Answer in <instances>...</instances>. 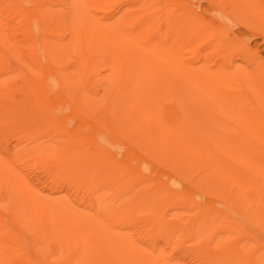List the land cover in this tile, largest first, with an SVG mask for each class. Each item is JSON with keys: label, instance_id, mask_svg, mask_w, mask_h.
<instances>
[{"label": "rangeland", "instance_id": "rangeland-1", "mask_svg": "<svg viewBox=\"0 0 264 264\" xmlns=\"http://www.w3.org/2000/svg\"><path fill=\"white\" fill-rule=\"evenodd\" d=\"M98 2L0 1V39L16 53L0 63V95L10 108L32 99L46 105L49 114L44 128H35L33 121L10 125L6 120L13 122V117L0 122V194H8L6 205L0 200V219L6 225L0 230V264H26L19 256L32 250L39 251L29 255L34 264H244L243 253L198 252L228 234L222 229L226 217H239L241 209V224L257 239L246 247L252 248L255 264H264V0ZM25 20L28 25L34 21L35 29L43 23L47 40L58 43L54 64L45 59L39 67L33 64L31 47L24 42ZM86 20L97 25L120 21V27L104 30L105 40L113 47L134 48L135 70L127 72L122 87L136 107L124 120L100 110L117 84L113 80L108 87L106 64H96L87 90L64 80L82 71L80 48L70 41L73 36L79 41L75 22ZM144 23L153 36L137 39ZM157 36L172 49H152ZM146 59L157 66L149 68ZM150 92L159 99L155 112ZM233 104L242 111L233 110ZM243 119L244 135L239 137L244 146L228 138L229 131L237 137ZM113 132L118 133L116 142ZM68 138L106 144L124 166L140 168L146 182L135 183L132 191H115L109 183H86L50 168L70 151L69 144L61 146L62 152L54 149ZM243 155L244 172L242 164L233 169L231 160H243ZM147 180L159 189L145 202L161 218L187 219L195 209L186 203L196 202L211 211L206 233L216 241L182 238L183 231L170 239L164 237L166 227L154 232L161 236H153L141 229L140 216L116 220L107 214L118 198L138 200ZM172 185L183 202L172 204L167 198ZM76 234L81 241L74 240ZM80 249L90 255L84 259Z\"/></svg>", "mask_w": 264, "mask_h": 264}, {"label": "bare ground", "instance_id": "bare-ground-1", "mask_svg": "<svg viewBox=\"0 0 264 264\" xmlns=\"http://www.w3.org/2000/svg\"><path fill=\"white\" fill-rule=\"evenodd\" d=\"M5 1V0H0ZM10 1H17V0H10ZM35 1V0H34ZM92 5L97 6L98 0H91ZM20 11H23V8L19 9ZM73 18L75 16L73 15ZM78 20V19H77ZM121 20V19H120ZM29 23V21H27ZM25 20L24 23H26L24 26L26 27L25 30H27L26 36L24 38L25 44L30 45L29 54L30 58L34 65L40 66L42 59L48 60L50 65L56 61L55 52H57L59 45L55 41L49 42L50 40H47V37H45L46 34H48V31L45 32L44 30V24L40 23L38 25L39 27L37 29L34 28V21L28 25ZM75 22V21H74ZM76 25L79 27L78 31H75V34L78 38V42L76 41L75 36L73 38L75 40L70 41V46H75V48H80L81 51V57L84 59L82 71L79 74H71L66 75L64 77V80L68 82H72L76 85H79L81 88L89 89V86L93 79L96 77L94 67L96 64L103 62L108 67V73L104 75L105 79L107 80V85L109 88L112 87L113 80H117V84L114 85L113 88H111V92H109L108 96L106 97V101L104 105L100 108V110H103L107 115L110 116V118H118V117H125L128 118V111L130 108H134L136 106L131 105V101H127L126 97H124V91L122 84L124 82H127V78H124L125 75H127V72L131 69L132 74L135 70V62L136 58L134 56L133 47H128L125 45H119V47H113L108 43V41L105 40V29L108 27L114 28V27H120V21H115L112 23H109L107 25H97L93 22H86L84 24H80L79 22H75ZM145 23L141 25V30L138 31V38H149L153 36V34L149 35V32L147 28H145ZM38 31V32H37ZM37 34H40L38 42L35 38ZM45 34V35H44ZM149 35V36H148ZM56 37V36H55ZM54 37V38H55ZM160 36L156 37L157 45H150L152 49L156 51L166 52L169 49H172L171 45H167V42H159ZM37 43L40 46L37 47ZM90 44L93 45L96 51L92 50L89 46ZM64 47V51H65ZM13 54L16 55L15 51L11 48L6 46V43L2 39H0V63H3L7 60H10L13 58ZM46 56V58H45ZM157 61V60H156ZM45 62V61H43ZM139 62V61H138ZM147 66L149 68H155L157 66L154 59H146ZM47 62H45L46 64ZM49 65V64H48ZM151 69V70H153ZM139 75L137 78L136 83L138 84L140 80V67H138ZM98 75V74H97ZM243 75V74H242ZM33 76V75H32ZM37 78V77H36ZM61 78V74H58V81ZM33 79V78H32ZM38 79V78H37ZM36 79V80H37ZM39 80V79H38ZM111 82V83H110ZM94 85V82L92 83ZM96 85V84H95ZM91 87H94L91 85ZM90 87L91 91L94 92V88ZM97 90V89H96ZM95 90V91H96ZM38 91V90H37ZM90 91V90H89ZM39 93V92H35ZM102 94V92L100 93ZM100 94H97V96ZM151 95L152 100L154 101V112L159 110L158 106V97L156 98L153 94V92L149 93ZM35 95V94H34ZM148 95V94H147ZM41 96V95H40ZM98 96V97H99ZM33 98V97H32ZM35 98V96H34ZM42 99H40L38 102H41ZM6 98L2 95H0V122L5 121L6 119H11L13 117V122L10 120H6L10 125H17L18 121H33L35 124V128H44L48 121V111L46 112L45 109H43L45 106L42 105V107L38 106L35 101H32V99L26 101L22 99L19 103H17L15 106L10 108L7 105ZM228 102H230L228 100ZM69 106H74L75 103H69ZM42 108V109H41ZM66 108V106H65ZM238 109L239 112L242 111V108L239 107L237 104H233L232 109ZM45 110V111H44ZM88 110V109H87ZM50 111V109H49ZM125 111V113H124ZM139 113V111L137 110ZM136 117V115H135ZM126 118V120H127ZM129 123L131 120H133L132 116L129 117ZM242 121V122H241ZM229 122V120H228ZM55 123V121H54ZM244 119L240 120L239 124L240 127H238V133L236 134L237 137H235L230 131L231 134L228 138H236L235 143H238L239 145L244 146V141L241 137L244 135ZM56 124V123H55ZM120 134V133H119ZM112 139H115V142L118 140V133L113 132L112 133ZM86 142V141H85ZM83 139L79 138H71L64 141V143H59V141L55 144L54 149H58L59 152H62L61 146H67L69 144L70 151L65 152L64 154L60 155V158H55L51 162L50 168H54L56 171H63L66 176L73 177V178H83L86 179V183L92 182V180H97L100 184L102 183H109L112 185V188H114L115 191L126 189V190H133L131 188L135 183L138 182H146V179L141 175L140 168L138 170H133L132 168H128L124 166L116 157L115 153L110 152L107 149L106 144H102L100 142H94L92 143H85ZM64 155V157H62ZM243 160H231L232 168L235 169V166H239V164H242L240 168L244 172V155L242 157ZM240 172V171H239ZM140 174V175H139ZM241 178H244V174L241 176ZM148 181V180H147ZM147 186V188H146ZM145 186V192L149 193L146 195V193H141L140 198L138 200H134L132 197H124V198H118L117 203L113 206H110L106 208V212L108 215H110L112 218L116 220H122L125 215H133V216H140L143 219V224L141 225V229L144 231H149L153 236H161V234H155L154 232H159V229L162 227H166V235L164 237L167 238H174L176 237V233L183 231L182 238H190L195 241H201L202 239L208 240H214L212 237L207 235L206 233V224L208 223V220L213 218L210 214L211 211H207L204 207L200 206L196 202H194L195 205H190L189 203H186L188 206L192 207V209H195V212L188 216L187 219H180L176 218L174 221H166L163 218H161L156 208H152L149 206L148 203L145 202L146 196L149 198L154 194L155 189H159L156 184H152L148 181L147 185ZM168 186V185H167ZM167 186L164 188L166 189ZM153 189V190H152ZM97 190V189H96ZM152 190V191H151ZM151 191V192H150ZM168 191L171 192L167 196V198L172 202V204H176L179 202H183L184 200L180 197H177V190L172 187H168ZM8 194H0V200L3 205H6L8 199ZM166 198V197H165ZM99 209V208H98ZM22 211V210H21ZM242 213L239 217L233 218L231 216L226 217L225 223H227L225 226H222L223 230H227L228 234L225 236H221V239H218L214 246H200L198 252H204L206 254L208 253H214L220 256L224 255H238L239 253H243L244 255V264H255L257 262V259L254 257L253 254H249V251H252V248L246 247L247 244L251 241L254 242L256 237L249 233L246 229H244V225L241 224L240 219L244 217V211L241 209L239 211ZM215 218L218 217V214L216 215V212H213ZM134 218V217H133ZM6 225L4 222L0 219V230L4 229ZM3 231V230H2ZM83 237H80L79 234H76V237H74V240L81 241ZM177 238L179 236L177 235ZM211 238V239H210ZM244 239H246V243L244 244ZM257 240V239H256ZM264 243V242H263ZM263 245V244H262ZM264 247V245L262 246ZM261 245H259L256 249L262 248ZM80 256L83 257V255H90L88 250L80 249ZM33 253H38V250H32ZM30 252V253H31ZM33 253L29 254L32 255ZM245 253V254H244ZM28 255V252L21 254L19 258L24 261L26 264H34L31 260V257ZM84 258V257H83ZM85 259V258H84ZM4 264V263H3Z\"/></svg>", "mask_w": 264, "mask_h": 264}]
</instances>
